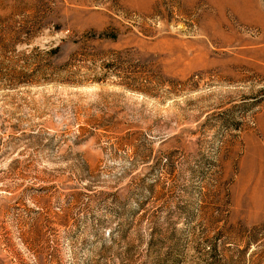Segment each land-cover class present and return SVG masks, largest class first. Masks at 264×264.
Returning a JSON list of instances; mask_svg holds the SVG:
<instances>
[{"label":"rangeland","instance_id":"1","mask_svg":"<svg viewBox=\"0 0 264 264\" xmlns=\"http://www.w3.org/2000/svg\"><path fill=\"white\" fill-rule=\"evenodd\" d=\"M0 264H264V0H0Z\"/></svg>","mask_w":264,"mask_h":264}]
</instances>
